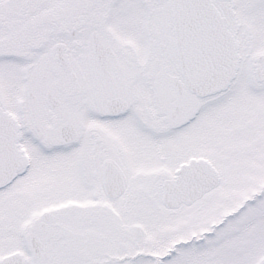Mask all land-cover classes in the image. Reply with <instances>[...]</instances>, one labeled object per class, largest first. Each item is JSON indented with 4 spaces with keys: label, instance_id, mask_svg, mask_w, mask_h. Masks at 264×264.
I'll list each match as a JSON object with an SVG mask.
<instances>
[{
    "label": "snow or ice",
    "instance_id": "snow-or-ice-1",
    "mask_svg": "<svg viewBox=\"0 0 264 264\" xmlns=\"http://www.w3.org/2000/svg\"><path fill=\"white\" fill-rule=\"evenodd\" d=\"M0 264H264V0H0Z\"/></svg>",
    "mask_w": 264,
    "mask_h": 264
}]
</instances>
